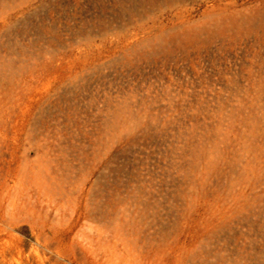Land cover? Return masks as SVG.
I'll list each match as a JSON object with an SVG mask.
<instances>
[{
  "label": "rangeland",
  "instance_id": "1",
  "mask_svg": "<svg viewBox=\"0 0 264 264\" xmlns=\"http://www.w3.org/2000/svg\"><path fill=\"white\" fill-rule=\"evenodd\" d=\"M0 264H264V0H0Z\"/></svg>",
  "mask_w": 264,
  "mask_h": 264
},
{
  "label": "bare ground",
  "instance_id": "2",
  "mask_svg": "<svg viewBox=\"0 0 264 264\" xmlns=\"http://www.w3.org/2000/svg\"><path fill=\"white\" fill-rule=\"evenodd\" d=\"M27 172V171H26ZM36 174V173H35ZM28 181V180H27ZM46 192V191H45Z\"/></svg>",
  "mask_w": 264,
  "mask_h": 264
}]
</instances>
